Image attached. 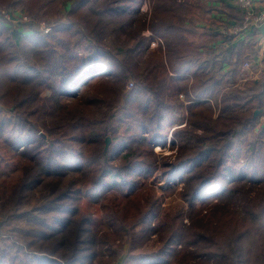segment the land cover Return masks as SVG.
Masks as SVG:
<instances>
[{
    "label": "trees",
    "instance_id": "obj_1",
    "mask_svg": "<svg viewBox=\"0 0 264 264\" xmlns=\"http://www.w3.org/2000/svg\"><path fill=\"white\" fill-rule=\"evenodd\" d=\"M142 1L58 0L66 15L46 32L11 30L0 20V137L23 169L18 199L0 201V264H116L120 257L119 264H264V73L239 83L241 64L257 54L256 34L233 44L236 33L198 24L186 4L194 0H148L139 13ZM0 6L40 18L39 0ZM123 12L139 21L136 34L150 30L142 37L158 41L162 78L148 80L84 43L83 28L102 38ZM228 14L243 21L237 3ZM199 31L210 36L187 37ZM18 41L37 61L21 59ZM130 75L135 83L126 91ZM96 87L99 94L85 97ZM80 96L92 106L71 102ZM170 129L175 152L160 161L153 183L180 187L190 216L199 214L196 205L225 202L211 231L189 229L181 210L151 221L156 188L147 180L159 166L154 147L166 146ZM38 184L42 200L24 208L23 188ZM86 196L100 203L98 219L80 210Z\"/></svg>",
    "mask_w": 264,
    "mask_h": 264
},
{
    "label": "rangeland",
    "instance_id": "obj_2",
    "mask_svg": "<svg viewBox=\"0 0 264 264\" xmlns=\"http://www.w3.org/2000/svg\"><path fill=\"white\" fill-rule=\"evenodd\" d=\"M121 1L122 3H130V0ZM206 3L207 2L204 0L199 1V3L194 0L192 3L186 4L191 6L192 12H194V14L199 18L198 24L207 25V27L222 25V20L210 19L209 13L207 12L208 10ZM39 4V19H37L34 14L30 15L29 13L24 12L19 8L12 7L11 11L13 12L15 18L18 19L19 15L24 14L27 16V20H18L15 22L10 21L9 25L11 26V30H15L19 27L22 28L21 31L28 32L34 27L42 29L41 25L43 23L50 26L54 23L55 20L63 18L66 15L67 7L58 4V0H39ZM139 6V13H145L149 9V1L143 0L141 3H139ZM16 13H18V15ZM182 13H184V10H182ZM128 15V13L126 14L123 12L120 15L116 16V25L114 27L109 26L106 32L103 34L102 38H98L95 33L93 35L89 34L90 30L83 28V33L85 34V38H83L84 43L96 44L111 51L121 63L126 64L133 69H137L140 73L145 74L147 77L146 79L148 80L162 78L166 75V71L164 69L165 60L164 55L159 49L158 41L148 40L142 37L143 34L145 36H151L152 32L150 30H143L140 34H136V32L132 30V27L139 21L136 20V18L128 19ZM104 20L110 21L108 17H105ZM208 36H210L209 31H199L195 35L187 33V37L194 40H200L202 38L204 39ZM17 46L18 55L23 61H25L27 58L30 62L33 63L37 61V58L31 53L25 41H18ZM134 83L135 80L130 75L128 81L126 82L125 90L128 91L132 89ZM48 92L49 91H45V93ZM93 94H99V89L97 87L94 90L87 91L85 97ZM85 97L80 96L76 99L71 100V102L74 105H79L84 108H90L92 106V103H90ZM40 131L42 133H45L44 129H41ZM171 131L172 129H170L168 132L166 146L157 145L154 147V150L156 151V153H158L157 156L159 166L155 170L153 175L150 176L147 180L149 184L155 185L156 188L155 212L152 214L153 216L151 217V221H155L156 216L164 212L174 213L178 210H181L184 213L185 225L189 229L201 233H204L208 230L211 231L218 222L220 213L222 212L223 207L226 205L225 202L213 199L204 206L196 205L197 207H201L199 214L190 216L187 214L188 206L180 196V187L174 191L170 189L167 190L166 181L164 179L158 181L157 183H153L154 177L159 174L160 161L167 154L175 152V149L171 147L170 143ZM119 133L122 134L123 129L120 130ZM107 137L110 138V133L107 135ZM6 145L7 144L4 138L0 137V201L6 200L7 198H12L13 200L18 199V188H21V180L23 179V169L21 167L22 163L17 162V154L13 152L14 148L7 147ZM25 176L28 177L29 175ZM63 176L64 178L62 179V181H66L67 177L69 178V174H65ZM49 177L50 176H48L47 178ZM39 187L40 185L38 184L29 191L23 188L21 199H23L22 205L24 208H30L31 206L40 203V201L42 200L43 190H41V188ZM119 201L120 203L124 201L123 195L120 197ZM78 205L82 212L93 214L95 219H98L100 217V203L95 201L90 196L83 197L82 200L78 202ZM20 225H24V220L20 221ZM11 226L13 225L11 224ZM6 227L7 226L2 228L3 231H5ZM118 242L119 240H116L115 245H117ZM123 242L125 244L124 250H126L125 248L128 246V239H124ZM178 246L180 248L181 244H178ZM124 253L125 251H123L121 255H124ZM121 260L122 257H120L116 261V264H119ZM195 262V259L191 260L192 264H196Z\"/></svg>",
    "mask_w": 264,
    "mask_h": 264
},
{
    "label": "crops",
    "instance_id": "obj_3",
    "mask_svg": "<svg viewBox=\"0 0 264 264\" xmlns=\"http://www.w3.org/2000/svg\"><path fill=\"white\" fill-rule=\"evenodd\" d=\"M206 6L211 7L210 10L207 12L209 13L211 20H222L223 24L220 26H210L207 27V25H203L205 28L210 29V31H218L222 34V32L230 31V29H234L235 26L241 27L243 24V21L236 22L237 20L234 19L235 17L230 18L228 12L229 7L235 8L237 0H206ZM255 3L256 9L262 8L264 6V0H253ZM228 7V8H227ZM236 11L238 9L236 8ZM236 18L238 16L236 15ZM236 20V21H235ZM214 27V28H213ZM236 33L235 40L233 41V44H236L240 40H244L246 43L251 39V37L256 34V37L258 39L257 41V54H255L250 60L252 61V69L247 70L248 79H256L259 81L263 77L264 73V61L261 59V57L264 55V21L262 23H259L258 25H247L246 28L241 29ZM209 37V36H208ZM227 46L229 44H226ZM227 65L225 64V68ZM261 68V73L258 72L257 68ZM262 76V77H261ZM246 80V81H247ZM245 82V81H244ZM243 83H241L242 85Z\"/></svg>",
    "mask_w": 264,
    "mask_h": 264
},
{
    "label": "built area",
    "instance_id": "obj_4",
    "mask_svg": "<svg viewBox=\"0 0 264 264\" xmlns=\"http://www.w3.org/2000/svg\"><path fill=\"white\" fill-rule=\"evenodd\" d=\"M237 5L239 10L243 14V24L241 27L238 25L234 27V29H230L232 32H238L243 28H246L247 25H258L264 21V6L262 8L256 9L255 3L253 0H237ZM0 20L6 22L7 24L11 22H15L18 20L25 21L27 20L26 15H19L18 19L14 17L13 12L3 6H0ZM41 28L46 32L50 29L49 25H45L44 23L41 25ZM264 61V55L261 57ZM252 69V61L247 59L240 66V76L239 83H244L248 79L247 70ZM258 72L261 73V68H257ZM264 119V112H263Z\"/></svg>",
    "mask_w": 264,
    "mask_h": 264
},
{
    "label": "water",
    "instance_id": "obj_5",
    "mask_svg": "<svg viewBox=\"0 0 264 264\" xmlns=\"http://www.w3.org/2000/svg\"><path fill=\"white\" fill-rule=\"evenodd\" d=\"M259 112V110H255L254 114L256 115ZM110 138L106 137V144H105V148L107 147L108 143H109Z\"/></svg>",
    "mask_w": 264,
    "mask_h": 264
}]
</instances>
